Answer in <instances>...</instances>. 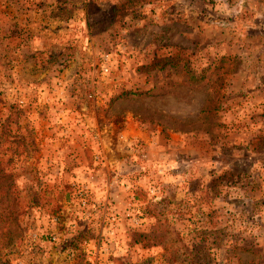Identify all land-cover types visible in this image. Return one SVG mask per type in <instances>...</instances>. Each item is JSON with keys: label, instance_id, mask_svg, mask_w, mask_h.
Returning a JSON list of instances; mask_svg holds the SVG:
<instances>
[{"label": "rangeland", "instance_id": "obj_1", "mask_svg": "<svg viewBox=\"0 0 264 264\" xmlns=\"http://www.w3.org/2000/svg\"><path fill=\"white\" fill-rule=\"evenodd\" d=\"M0 0V264H264V0Z\"/></svg>", "mask_w": 264, "mask_h": 264}, {"label": "trees", "instance_id": "obj_2", "mask_svg": "<svg viewBox=\"0 0 264 264\" xmlns=\"http://www.w3.org/2000/svg\"><path fill=\"white\" fill-rule=\"evenodd\" d=\"M154 1H161V0H120L119 3L114 8V11H112V20H116V18H121L123 16H126L132 9L136 8L137 6L151 3ZM1 179H7V177H4L1 171L0 175Z\"/></svg>", "mask_w": 264, "mask_h": 264}]
</instances>
